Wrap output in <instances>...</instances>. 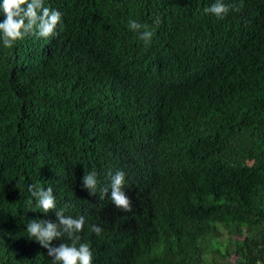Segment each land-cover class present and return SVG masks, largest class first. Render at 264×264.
<instances>
[{"label":"trees","instance_id":"obj_1","mask_svg":"<svg viewBox=\"0 0 264 264\" xmlns=\"http://www.w3.org/2000/svg\"><path fill=\"white\" fill-rule=\"evenodd\" d=\"M216 2L44 0L63 31L0 40V264H54L26 231L58 223L32 184L86 217L92 264H264V0H223L240 9L223 17ZM121 170L141 178L130 212L83 187Z\"/></svg>","mask_w":264,"mask_h":264},{"label":"clouds","instance_id":"obj_2","mask_svg":"<svg viewBox=\"0 0 264 264\" xmlns=\"http://www.w3.org/2000/svg\"><path fill=\"white\" fill-rule=\"evenodd\" d=\"M5 19L0 22V40L5 48H11L25 36L32 34L42 38L55 37L58 35L57 28L63 31L62 13L59 10L46 7L44 0H3L2 5ZM230 10L239 11L235 5H227L223 0H217L216 3L206 8L205 11L223 17ZM159 23V21H157ZM129 30L138 34L139 39L145 43H150L154 32L147 25L139 23L135 19L128 22ZM142 30V31H141ZM110 142L107 145L106 152L110 153L115 160H121L123 165L135 166L136 162L131 153L122 156L120 150ZM111 176V185L99 179L95 171L86 172L83 177V187L87 189L90 195L103 199L100 207H106L108 210L117 208L130 212L132 203L137 200L141 191V178H136L128 183L125 180V172L117 171L115 175L109 172ZM126 183V184H125ZM19 187V185H16ZM31 197L35 198L37 207L44 213L55 210L58 223L49 220H28L26 231L30 239L38 241L42 247L47 249L48 256L53 258L54 264H92L93 254L88 243H81L79 235L86 224L84 215L66 213L68 205L57 208L56 198L53 188L48 186L46 189L38 184L28 186ZM32 204V200L28 201ZM101 209V208H100ZM89 231L99 236L102 228L97 225H89ZM61 239L59 246H53V241Z\"/></svg>","mask_w":264,"mask_h":264},{"label":"bare ground","instance_id":"obj_3","mask_svg":"<svg viewBox=\"0 0 264 264\" xmlns=\"http://www.w3.org/2000/svg\"><path fill=\"white\" fill-rule=\"evenodd\" d=\"M256 5V4H255ZM180 23V22H179ZM62 37V36H61ZM60 37V38H61ZM71 38V37H70ZM76 40V39H75ZM79 42V41H78ZM76 45V44H75ZM187 47V46H186ZM69 50V49H68ZM260 56H262V55H260ZM260 58V57H259ZM172 64V63H171ZM145 67V66H144ZM165 68V67H164ZM1 73V72H0ZM164 73V72H163ZM3 74V73H2ZM6 74V73H5ZM7 74H8V72H7ZM6 74V75H7ZM156 74V73H155ZM173 74V73H172ZM165 75V74H164ZM232 75V74H231ZM230 76V75H229ZM15 77V76H14ZM5 78V77H4ZM227 78V77H226ZM3 79V78H2ZM214 79H217V78H214ZM7 80V79H6ZM219 80V79H218ZM217 80V81H218ZM229 80V79H228ZM9 82V81H8ZM41 82H42V80H41ZM40 82V83H41ZM172 82V81H171ZM166 83V82H165ZM168 83V82H167ZM10 87V86H9ZM208 87L209 86H207V89H208ZM6 88V87H5ZM11 88V87H10ZM7 90H8V88H7ZM14 90V89H13ZM241 90V89H240ZM249 90V89H248ZM9 91V90H8ZM164 91V90H163ZM170 91V90H169ZM174 91V90H173ZM183 92V91H182ZM177 93V92H176ZM254 93V92H253ZM172 94V93H171ZM217 94V93H216ZM258 94V93H257ZM172 96V95H171ZM177 96V95H176ZM262 96V95H261ZM180 97H182V96H180ZM196 98V97H195ZM264 98V97H263ZM176 99V98H175ZM182 99V98H181ZM183 100H184V98H183ZM251 100V99H250ZM254 100V99H253ZM173 101H176V100H173ZM251 102V101H250ZM8 103V102H7ZM177 103V102H176ZM182 103V102H181ZM246 104V103H245ZM5 106H6V104H5ZM114 108V107H113ZM182 108V107H181ZM179 111H180V109H179ZM27 114V113H26ZM157 124V123H156ZM138 133V132H137ZM142 148V147H141ZM137 151V150H136ZM148 159V158H147ZM206 161V160H205ZM141 162V161H140ZM195 162V161H194ZM137 164V163H136ZM139 164V163H138ZM192 164V163H191ZM195 166V165H194ZM128 167V166H127ZM135 167V166H134ZM139 167V166H138ZM132 168V167H131ZM129 169H130V166H129ZM145 170V169H144ZM140 171V170H139ZM135 173V172H134ZM143 173V172H142ZM148 179V178H147ZM171 184V183H170ZM166 185V184H165ZM167 188V187H166ZM206 188V187H205ZM174 190V189H173ZM176 190V189H175ZM178 193V192H177ZM161 195V194H160ZM207 195V194H206ZM205 195V196H206ZM160 199V198H159ZM161 200V199H160ZM159 201V200H158ZM191 204V203H190ZM139 210V209H138ZM143 210V209H142ZM2 216V215H1ZM141 219V218H140ZM137 220V219H136ZM145 221V220H144ZM150 226V225H149ZM12 228V227H11ZM10 228V229H11ZM124 230V229H123ZM127 231V230H126ZM11 232V231H10ZM126 233V232H125ZM14 249V248H13ZM18 249V248H17Z\"/></svg>","mask_w":264,"mask_h":264}]
</instances>
